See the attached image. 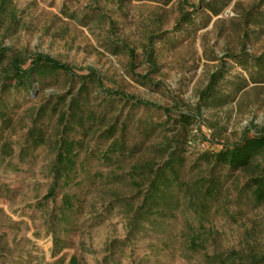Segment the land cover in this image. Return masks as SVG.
Masks as SVG:
<instances>
[{
    "label": "rangeland",
    "instance_id": "rangeland-1",
    "mask_svg": "<svg viewBox=\"0 0 264 264\" xmlns=\"http://www.w3.org/2000/svg\"><path fill=\"white\" fill-rule=\"evenodd\" d=\"M206 3L214 5L216 13ZM256 6L263 11L264 0H9L0 10V43L27 55L47 54L77 68L93 67L108 84L165 106L172 103L171 97L194 106L210 74L226 63L228 81L222 84L221 91L229 97L224 104L202 110L199 131L207 137L232 142L248 127L264 126V70L249 75L243 65L227 56L243 50L251 56L264 54V19L254 21L250 14ZM194 7L198 9L195 21L179 29L181 11L190 12ZM150 47L155 49L157 64L153 73L145 60V51ZM143 75L159 84L141 83L138 77ZM58 85L34 88L11 111L12 124L4 132L14 147L11 161L17 159L18 147L36 108L61 91ZM149 116L157 117L153 112L134 110L125 135L128 144L140 149L125 158L120 168L88 161L87 178L96 168L101 170L102 178L92 182L86 178L66 189L75 191L80 199L75 224L66 234L59 227L53 229L50 221L60 204V193L55 201H43L51 183L55 121L52 118L45 122L50 139L47 144L20 163L19 172L0 169V264H56L60 258L66 264L72 256L79 264H106L112 251L107 264H205L203 253L261 252L264 205H254L246 194H239L237 189L245 180L239 171L223 174V189L204 224L208 240L203 252L187 255L182 250L180 230L185 218H190V211L184 208L177 211L169 225V246L163 249L159 244L160 255H151L144 261L148 245L156 243L150 234L113 249L116 241L121 244L126 237L127 212L119 198L136 201L127 171L133 163L159 159L156 149L160 135H145L138 122L139 117ZM76 137L82 138L84 144H95L90 136ZM195 144L186 147V179L193 175L186 169L200 149ZM85 157L83 150L78 159ZM113 173L121 175L120 180L108 182L106 177ZM55 239L62 245L59 249Z\"/></svg>",
    "mask_w": 264,
    "mask_h": 264
},
{
    "label": "trees",
    "instance_id": "trees-1",
    "mask_svg": "<svg viewBox=\"0 0 264 264\" xmlns=\"http://www.w3.org/2000/svg\"><path fill=\"white\" fill-rule=\"evenodd\" d=\"M8 1L0 0V10ZM206 7L216 13L211 3H206ZM197 10L194 7L190 12L181 11L179 29L183 30L195 21ZM253 10L250 14L254 21L264 19V10L260 6ZM96 14L100 15V12ZM128 54L132 56L133 52ZM154 55L153 47L145 51V60L152 68L150 73L157 70ZM227 56L243 65L249 75L252 71L264 70V54L251 56L243 50L240 54ZM227 74L226 63L212 72L205 87L199 91L194 106L172 97V103L165 106L108 84L93 67L77 68L47 54L36 52L27 55L0 43V169L9 173L19 172L20 163L50 140L45 122L54 118V138L51 139L53 159L49 165L51 183L43 201H55L60 193V204L50 216V221L53 229L59 227L66 234L75 224L80 201L75 191L66 189L86 181L85 166L88 161L97 166L120 168L125 158L140 149L138 145L128 144L125 135L134 110L153 112L157 115L156 119L139 117L138 122L145 135L155 132L160 135V145L156 149L159 159L133 163L127 171L129 182L135 189L136 201L124 202L119 198V203L127 212L124 223L126 237L121 244L116 241L113 249L150 234L156 243L148 245L149 254L144 255V261L149 260L151 255H160V246L165 249L170 244L171 221L177 211L182 212L184 208L190 211V218H185L180 230L182 250L187 255L203 252L208 240L204 224L221 194L225 172H241L245 180L237 189L239 194H246L254 205H264V126L248 127L232 142L215 139L213 135L207 137L199 131L202 110L224 104L229 97L221 91L222 84L228 81ZM138 80L153 86L159 84L152 83L144 75ZM57 82L58 86H62L61 91L52 94L36 108L18 147L17 159L11 161L14 147L4 135L12 124L11 111L29 97L34 88ZM193 128L198 131L191 132ZM77 134L93 138L94 146L87 145V142L84 144L82 138L76 137ZM193 144L200 149L186 169L193 175L186 179L183 174L185 152L186 147ZM83 150L86 157L79 161ZM109 171L112 173L115 169ZM101 174V170L96 168L87 179L92 182ZM106 178L108 182H114L120 180L121 175L113 173ZM58 240L55 239L54 244L59 249L62 245ZM113 254V251L110 252L109 257ZM203 254L205 264H264V249L261 252L252 249L244 253L230 250L225 254ZM156 262L150 264H160ZM56 264H63V259H58ZM66 264L79 263L72 256Z\"/></svg>",
    "mask_w": 264,
    "mask_h": 264
}]
</instances>
